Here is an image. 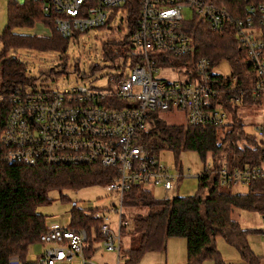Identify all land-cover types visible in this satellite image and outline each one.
<instances>
[{
	"label": "built area",
	"instance_id": "obj_1",
	"mask_svg": "<svg viewBox=\"0 0 264 264\" xmlns=\"http://www.w3.org/2000/svg\"><path fill=\"white\" fill-rule=\"evenodd\" d=\"M33 1L41 5L43 13L52 14L55 30L70 42L93 29L113 34L119 41L130 33L121 55L115 58L105 57L101 42L106 39L100 41L99 59L94 58L87 68L93 75L98 72L95 79L105 78L101 85L87 82L86 73L79 72L76 65L73 71L80 83L12 89L0 132L2 158L8 164L100 165L114 171L116 177L104 187L116 192L118 205L96 211L94 216L101 217L103 249L115 253L118 264L119 228L126 225L123 192L132 184L160 186L164 198H169L175 189L173 176L158 158L164 148L155 135L148 134L159 119L157 113L176 110L185 114L186 125L224 126L231 123L230 103L240 107L264 103V0L256 4L245 1L242 15L213 0ZM135 8L137 18L129 21ZM185 11L191 17L186 18ZM200 25L234 37L244 64L253 73L247 90L236 84L224 63L213 65L197 56L194 28ZM159 69L171 72L170 79L156 76ZM245 95L252 99L248 105H242ZM252 126V133L244 132L261 150L257 162L239 166L228 160L206 162L197 176L214 177L221 188L242 184L248 189L254 180H264V114ZM106 211L116 216L115 224ZM258 212L264 234V211ZM86 239V231L70 230L61 222L48 224L39 237L43 251L34 261L90 263L83 256ZM9 261L21 264L16 257Z\"/></svg>",
	"mask_w": 264,
	"mask_h": 264
},
{
	"label": "trees",
	"instance_id": "obj_2",
	"mask_svg": "<svg viewBox=\"0 0 264 264\" xmlns=\"http://www.w3.org/2000/svg\"><path fill=\"white\" fill-rule=\"evenodd\" d=\"M229 12L242 15L246 3L262 0H213ZM128 5L131 3L127 2ZM6 24L0 32V132L9 109L6 98L14 88L24 87L33 78L27 76L26 62H22L11 50H32L59 53L60 66H54L46 74L62 72L65 64L69 38H63L56 30L52 14L42 12L41 5L33 0H7ZM129 21L137 18V9L129 13ZM40 24L49 34H19L17 28H32ZM194 43L198 57L209 59L213 65L224 63L231 70L236 84L244 90L250 87L244 72H251L244 64V56L234 37L227 33L212 32L203 25L196 26ZM130 33L119 41L106 39L101 46L106 58L121 55L122 44ZM231 39V40H230ZM227 40H230L231 43ZM221 78V77H220ZM253 75L251 76V79ZM249 79V80H251ZM229 81V77L225 79ZM242 105L252 99L245 95ZM240 104L228 105L231 123L223 125L190 126L165 123L158 119L148 134L155 135L164 149L173 150L176 155L183 151L195 152L202 164L231 161L233 166L244 162L258 161L259 146L253 137L244 132L239 116ZM178 168H180L177 165ZM116 174L110 168L100 165L89 166H29L3 161L0 146V264H10L16 257L21 264H36L26 260L30 245L39 243V237L47 229V218L37 213L42 204H51L48 197L57 191L61 199H67L64 191L80 190L84 187L105 185L112 182ZM198 191L194 195L154 197L142 185H130L122 195L123 220L121 225L118 264H140L145 253L165 249L166 239L178 237L186 242V264H200L213 260L215 264H227L216 250L214 238L220 236L235 248L244 264H260V258L249 247L244 229L231 217L234 210L264 211V180L256 179L245 193H231L216 184L214 177L197 176ZM96 210H87L72 204L68 228L87 233L84 259L90 261L96 246L103 240L99 230L101 217L94 216ZM229 264V263H228Z\"/></svg>",
	"mask_w": 264,
	"mask_h": 264
},
{
	"label": "rangeland",
	"instance_id": "obj_3",
	"mask_svg": "<svg viewBox=\"0 0 264 264\" xmlns=\"http://www.w3.org/2000/svg\"><path fill=\"white\" fill-rule=\"evenodd\" d=\"M186 18L191 17L189 13L184 12ZM6 24H3L0 28V32ZM16 32L19 34H49L47 29L42 27L40 24L32 28L22 27L17 28ZM116 39L117 36L113 34H108L105 31L93 29L89 33L81 34L79 37L69 43L68 49L64 54L67 56L66 62L62 67V72H55L52 74H46L44 71H49L52 67L61 65L59 61V53L42 52V51H32V50H11L9 54L14 55L20 61L26 62V73L27 76L33 78V80L25 85L31 88H59L65 87L70 84L77 82L80 83L77 78L74 68L78 65L79 72L82 71L86 73L85 75L87 82H92V84L101 85L104 83L105 78L95 79L98 72L91 74L87 65L95 59H99L100 56V46L99 43L104 39ZM231 40V39H230ZM231 46H233V43ZM227 69L228 66L225 65ZM167 70L159 69L155 74L156 76H161L165 79H170ZM253 75L252 72H244L242 74L245 82L247 79H251ZM238 112L242 117L244 131L246 133H252L253 123L258 122L264 114V103L255 106H241L238 108ZM158 118L164 121L166 124H183L185 123L186 117L182 112L172 110V111H159L157 113ZM176 155L173 150L162 149L159 152L158 158L161 165L168 171L169 175L173 176L175 189L169 192V196H184V195H194L198 191V183L195 176L202 171V160L195 152L181 151ZM177 165L180 167L178 168ZM181 172V176H178ZM178 176V177H177ZM184 176V177H182ZM189 176V177H187ZM187 177V178H185ZM176 178V179H175ZM145 188L150 190L154 197L164 198L163 191L160 186H150L145 185ZM224 190L231 193H245L247 191V186L242 184L232 185L224 188ZM63 195L67 199H61L57 191H51L48 197L51 199V204H42L37 208V213L43 214L47 218V224H52L53 222H58L61 224H68L70 217V210L72 204L75 203L76 207L81 209H92V210H106L113 208V206L118 205L116 192L107 191L104 185H95L84 187L80 190H70L64 191ZM107 216L115 224L116 216L106 211ZM231 217L236 220L240 226L244 229L250 230L247 235V240L252 252L259 256L260 264H264V234L261 232L263 230L260 214L258 211L252 210H234L232 211ZM165 249L157 252L145 253L140 261V264H186V242L182 238L170 237L166 239ZM214 243L216 250L219 255H221L222 260L227 264H244L240 259V255L237 253L235 248L230 244L226 243L220 236L214 238ZM44 246L39 243H34L30 245L26 260H35L38 255L43 251ZM96 254L93 256V264H115L116 254L107 253L103 249V244H98L96 246ZM200 264H215L213 260H203Z\"/></svg>",
	"mask_w": 264,
	"mask_h": 264
},
{
	"label": "crops",
	"instance_id": "obj_4",
	"mask_svg": "<svg viewBox=\"0 0 264 264\" xmlns=\"http://www.w3.org/2000/svg\"><path fill=\"white\" fill-rule=\"evenodd\" d=\"M18 2H22V0H16ZM7 0H0V28L6 21V6ZM96 254V253H95Z\"/></svg>",
	"mask_w": 264,
	"mask_h": 264
},
{
	"label": "water",
	"instance_id": "obj_5",
	"mask_svg": "<svg viewBox=\"0 0 264 264\" xmlns=\"http://www.w3.org/2000/svg\"><path fill=\"white\" fill-rule=\"evenodd\" d=\"M58 65H59V64H58ZM58 65H57V66H58ZM73 205H75V203H73Z\"/></svg>",
	"mask_w": 264,
	"mask_h": 264
}]
</instances>
